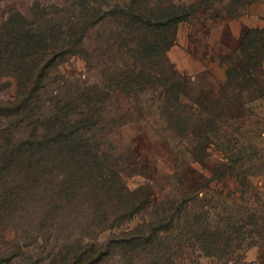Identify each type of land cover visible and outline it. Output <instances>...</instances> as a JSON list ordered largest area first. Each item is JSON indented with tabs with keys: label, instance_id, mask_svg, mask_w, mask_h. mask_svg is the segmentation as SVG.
<instances>
[{
	"label": "rangeland",
	"instance_id": "obj_1",
	"mask_svg": "<svg viewBox=\"0 0 264 264\" xmlns=\"http://www.w3.org/2000/svg\"><path fill=\"white\" fill-rule=\"evenodd\" d=\"M84 1L0 0V38L13 28L21 27L20 19L24 16L53 41H59L58 50L67 52L52 66L48 87L41 94L42 105L50 106L56 94L72 102L80 87L98 83V90L104 93L102 103L96 104L99 109L97 117L95 115L96 126L86 134L93 139V151L111 168L121 169L122 174L124 168L125 181L130 188L150 186L161 201L165 196L176 200L173 197L191 185H204L199 180L203 178L201 173L210 175V169L227 162L222 157L224 151H231L229 157L243 151L246 165L253 166L252 185L240 186L236 195L211 191L222 213L213 218L214 223H224L227 211L231 207L234 209L236 204L241 206V190L247 191L245 199L252 207L263 209L264 177L259 165L264 163V0H175L202 2L209 8L175 29L176 43L168 51V58L182 79L181 105L172 108L170 124L162 105L174 92L156 83L154 75L159 74V66L151 65L147 70L153 84L144 88H123V47L115 41L110 50L106 45L109 35L118 36L121 32L118 18H108L92 30L88 40L89 59L73 53L70 43L73 36L61 43L58 24L63 15L73 23L75 7ZM97 1L105 6L104 3L110 5L122 0ZM253 7L257 13L252 12ZM11 68L10 61L0 62L3 71L0 73V101L16 96L18 81L8 74ZM94 90L90 92L91 97H96L98 91ZM186 118L192 121L191 130L184 121ZM20 119L10 116L3 121L16 126ZM208 126L214 137L207 149L211 155L195 158L193 135ZM233 159L235 161L236 157ZM60 175L54 183L51 178L47 180L36 193L23 194L12 209L4 208L3 201L0 202V264H72L85 244L92 243L100 246L98 264H147L146 257L150 256L141 251L128 257L119 244L114 246L111 256L105 255L109 239L120 241L123 233V219L116 198L111 203L114 208L107 202L94 206L88 199L95 192L85 188L69 203L71 199H62L63 195L55 187L59 181L63 186L68 182V176ZM11 178L16 180L15 185L21 182L20 177ZM8 185L0 182V201ZM233 185H230L232 189ZM119 186L114 183V196L119 195ZM53 196L58 197L59 203L63 202L60 210L50 205ZM201 201H197L199 211L204 205ZM105 208L113 214L110 222L104 216ZM241 209L237 208L236 216L242 215ZM138 221L141 222L140 216L131 226ZM187 221L189 219L185 218L178 223V230L172 235L173 242L182 244L178 256L184 264H264V238L257 237L258 241L249 247L252 239H247L245 249L233 256L208 257L189 241ZM86 225L91 227L88 229ZM79 239L83 240L82 245L78 244Z\"/></svg>",
	"mask_w": 264,
	"mask_h": 264
},
{
	"label": "trees",
	"instance_id": "obj_2",
	"mask_svg": "<svg viewBox=\"0 0 264 264\" xmlns=\"http://www.w3.org/2000/svg\"><path fill=\"white\" fill-rule=\"evenodd\" d=\"M104 4L102 6L97 0L77 4L72 15L73 23H69L63 15L58 24L62 34L61 43L73 36L74 40L70 42L73 53L89 59L91 48L88 40L92 30L108 18H118L121 32L118 36L109 35L106 45L110 50L115 41L121 43L120 48L123 47V88H144L153 84L152 75H147V70L151 65L159 66V74L154 75L156 83L174 92L173 100L162 105L170 124L172 108L181 105L182 79L168 58V51L176 43L175 29L209 6L202 2L195 4L175 0H122L115 4ZM63 13L68 14L64 10ZM20 23L21 27L13 28L5 36V43V37L0 38V62L10 61L12 68L8 74L18 81L16 96L9 101H0V182L9 184L0 201H3L4 208H14L23 194L32 195L50 178L54 183L55 178L64 174L68 176V182L63 186V182L59 181L55 187L63 195L62 199H71L69 203L85 188H92L95 192L88 199L94 206L107 202L108 206L114 208L111 203L116 198L123 219V233L120 241L109 239L108 253L105 254L108 257L113 254L114 246L119 244L123 254L128 257L141 251L145 256H150L146 257L147 264H184L178 256L182 244L173 242L172 235L178 230V223L185 218L189 219L186 224L189 241L192 240V246L196 245L208 257L233 256L245 249L247 239H252L249 247L258 241L257 237L264 238V207H252L245 199L247 191L241 190V206H234L235 202L234 209L230 206L226 213L227 221L220 224L213 220L222 213L218 211L221 205L211 191L220 194L227 191L229 195H236L240 186L252 185L251 178L255 175L251 172L253 166L246 165L243 151H237L231 157L228 155L231 151H224L222 157L227 162H220L213 170L210 169V175L201 173L203 178L199 180L205 184L191 185L188 190L173 197L176 200L165 196L161 201L155 197L150 186L130 188L125 181V169L122 174L121 169L111 168L93 151V139L86 137L87 132L97 124L95 115L97 117L99 109L96 104L101 105L104 94L98 90L100 86L94 83L93 86L80 87L72 102L56 94L50 106L44 107L41 94L48 87L52 66L67 52L58 50L59 41H53L26 17L21 16ZM92 89L100 94L95 93L96 97H91ZM10 116L21 118L18 125L4 124L3 120ZM184 121L191 130L192 121L189 118ZM193 137L192 153L195 158L211 155L207 151L214 141L210 127L197 131ZM201 146L203 149H199ZM233 156L236 157L235 161ZM259 168H262L261 175L264 177V163ZM12 176L20 177L21 182L15 185L16 180ZM114 183L120 185L118 196L113 195ZM231 183L234 184L233 189ZM261 194L264 195V192ZM178 197L181 201L177 200ZM57 198L53 196L50 205L60 210L63 202L59 203ZM199 199L204 201L200 211V206L196 209ZM240 207L242 215L238 217L237 208ZM65 209L66 206L63 212ZM112 215L104 209L107 222H110ZM139 216L141 222L131 226ZM86 227L89 229L91 226ZM82 241L79 239L78 244L82 245ZM85 245L72 264L100 262V246L93 243Z\"/></svg>",
	"mask_w": 264,
	"mask_h": 264
},
{
	"label": "crops",
	"instance_id": "obj_3",
	"mask_svg": "<svg viewBox=\"0 0 264 264\" xmlns=\"http://www.w3.org/2000/svg\"><path fill=\"white\" fill-rule=\"evenodd\" d=\"M254 8H255V7H253L252 12H253V13H257L256 9H254Z\"/></svg>",
	"mask_w": 264,
	"mask_h": 264
}]
</instances>
